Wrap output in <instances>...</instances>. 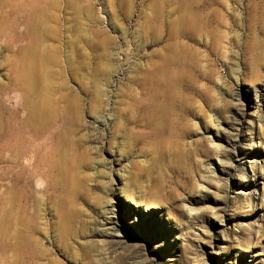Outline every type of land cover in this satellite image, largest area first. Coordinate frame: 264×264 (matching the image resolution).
<instances>
[{"label": "rangeland", "instance_id": "rangeland-1", "mask_svg": "<svg viewBox=\"0 0 264 264\" xmlns=\"http://www.w3.org/2000/svg\"><path fill=\"white\" fill-rule=\"evenodd\" d=\"M26 53L67 133L0 143V264H264V0H0V130Z\"/></svg>", "mask_w": 264, "mask_h": 264}, {"label": "bare ground", "instance_id": "bare-ground-1", "mask_svg": "<svg viewBox=\"0 0 264 264\" xmlns=\"http://www.w3.org/2000/svg\"><path fill=\"white\" fill-rule=\"evenodd\" d=\"M29 54L26 53L25 56H27L22 57L15 76L16 87L23 91L21 94L25 98L21 107L24 110V115L21 119L19 118L20 120L18 119V124L15 123L17 124L16 126L14 123V126L4 124L0 130L1 147L4 150L5 148L9 149L10 153L13 152L12 155L15 160L13 161L16 165L27 168V180L33 178L39 169L40 163L50 167V161L53 159V148L55 146V150L57 149V144L64 140V136L67 133L65 128L55 126V114L53 113L54 111L50 110V107H52L51 103L38 90L41 86L39 83L44 84L41 82L40 77L44 81L48 80L46 79V73L49 70V65L44 64V62V65L35 64V59ZM45 61L47 62V60ZM39 74L42 76H39ZM20 97L22 98V96ZM22 158L25 161L21 160Z\"/></svg>", "mask_w": 264, "mask_h": 264}]
</instances>
